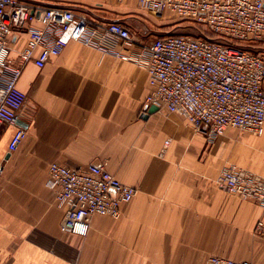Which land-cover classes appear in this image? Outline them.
I'll return each mask as SVG.
<instances>
[{
	"label": "crops",
	"instance_id": "0c3cea01",
	"mask_svg": "<svg viewBox=\"0 0 264 264\" xmlns=\"http://www.w3.org/2000/svg\"><path fill=\"white\" fill-rule=\"evenodd\" d=\"M21 1L117 22L141 40L167 35L176 22L156 20L137 0ZM27 41L14 32L13 57ZM18 87L27 97L17 124L26 138L12 154L17 127L0 124V264H206L212 256L264 264V208L216 183L229 165L264 177V127L259 135L231 129L210 144L177 114H149L144 69L74 42L43 68L27 64ZM96 161L136 196L119 219L94 217L86 237L65 232L49 166Z\"/></svg>",
	"mask_w": 264,
	"mask_h": 264
},
{
	"label": "built area",
	"instance_id": "2783aa9c",
	"mask_svg": "<svg viewBox=\"0 0 264 264\" xmlns=\"http://www.w3.org/2000/svg\"><path fill=\"white\" fill-rule=\"evenodd\" d=\"M137 2L156 20L170 15L187 22L197 34L141 40L117 22L101 24L69 9L0 0V124L17 127L9 154L26 138L25 129L17 125L27 98L18 87L24 68L29 63L43 68L71 42L144 69L152 88L146 105L181 116L210 144L231 129L251 135L262 132L264 0ZM36 20L42 28L33 26ZM15 31L28 36L17 57L11 48ZM48 175V189L65 206L61 229L81 237L88 235L96 216L119 219L121 207L136 196L135 188L119 181L106 161L81 168L52 163ZM216 183L221 191L264 208V177L229 165ZM262 230L259 223L257 231ZM206 264L250 263L212 256Z\"/></svg>",
	"mask_w": 264,
	"mask_h": 264
},
{
	"label": "rangeland",
	"instance_id": "374dc122",
	"mask_svg": "<svg viewBox=\"0 0 264 264\" xmlns=\"http://www.w3.org/2000/svg\"><path fill=\"white\" fill-rule=\"evenodd\" d=\"M182 26V28H176ZM168 34L195 35L197 34L189 24L176 21L174 25L165 27Z\"/></svg>",
	"mask_w": 264,
	"mask_h": 264
},
{
	"label": "trees",
	"instance_id": "16d2710c",
	"mask_svg": "<svg viewBox=\"0 0 264 264\" xmlns=\"http://www.w3.org/2000/svg\"><path fill=\"white\" fill-rule=\"evenodd\" d=\"M183 23L188 24L187 22H183ZM177 27H179V26H177ZM180 27H182V26H180ZM197 29L200 33H204L206 35V37L211 38V36L205 31V29L203 27H198Z\"/></svg>",
	"mask_w": 264,
	"mask_h": 264
},
{
	"label": "water",
	"instance_id": "95a60500",
	"mask_svg": "<svg viewBox=\"0 0 264 264\" xmlns=\"http://www.w3.org/2000/svg\"><path fill=\"white\" fill-rule=\"evenodd\" d=\"M157 110H158V108L152 106V108H151L150 111H149V114H150V113H153V112H155V111H157Z\"/></svg>",
	"mask_w": 264,
	"mask_h": 264
}]
</instances>
